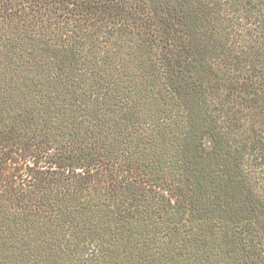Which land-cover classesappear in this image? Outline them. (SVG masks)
Here are the masks:
<instances>
[{"label":"trees","instance_id":"trees-1","mask_svg":"<svg viewBox=\"0 0 264 264\" xmlns=\"http://www.w3.org/2000/svg\"><path fill=\"white\" fill-rule=\"evenodd\" d=\"M0 264H264V0H0Z\"/></svg>","mask_w":264,"mask_h":264}]
</instances>
